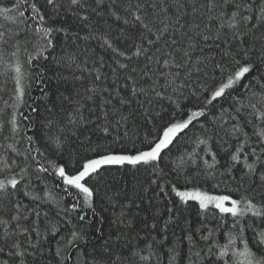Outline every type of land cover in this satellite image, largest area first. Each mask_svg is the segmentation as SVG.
<instances>
[{
    "label": "snow or ice",
    "instance_id": "1",
    "mask_svg": "<svg viewBox=\"0 0 264 264\" xmlns=\"http://www.w3.org/2000/svg\"><path fill=\"white\" fill-rule=\"evenodd\" d=\"M0 102V264H89L102 189L130 245L104 264H161L175 228L168 264H264V0H0ZM120 169L148 174L123 202Z\"/></svg>",
    "mask_w": 264,
    "mask_h": 264
},
{
    "label": "trees",
    "instance_id": "2",
    "mask_svg": "<svg viewBox=\"0 0 264 264\" xmlns=\"http://www.w3.org/2000/svg\"><path fill=\"white\" fill-rule=\"evenodd\" d=\"M41 3H43V0H41ZM60 51L59 48L56 49V52L58 53ZM99 52V49H97ZM46 69H48L46 75L51 77L53 75V72L55 71L54 67L51 65V63L43 65ZM11 87V85H9ZM48 88L53 93V98L57 89V82L53 79L48 81ZM4 98L7 99V94H3ZM41 93L39 91V88L34 84L32 91L30 93L31 99L29 97H26L25 99L28 101V103H32L33 100L37 104L41 105V112H43V106L42 101L37 99L40 97ZM2 104V102H0ZM37 137L39 138L40 131H39V123L37 124ZM183 144V141L181 142ZM181 151L183 148L180 149ZM177 148H173V152L171 154V158L175 159V156L177 155ZM170 158L168 156H165L164 158V164H169ZM162 167L164 165H161ZM165 171H168L166 168ZM147 173H144L143 170L141 172L135 173V179H139L143 182L144 185L147 184ZM172 179H175V177H171ZM133 171L129 169H120V170H113L110 174H108L107 177V184L109 188L111 189V193L119 192L120 196L118 197L120 202L124 201V195L123 193L126 191H130L132 183L135 182ZM182 182V181H181ZM155 191V186H153V190L149 191L147 193H143L144 196L143 202L138 201V203H141V208L136 209L133 207L131 212L129 213L130 216L135 217V227L133 229L132 235L135 236L136 233H139V236L141 237L138 240H134L133 244H138L140 247H144L145 243L151 239L152 236H156L157 240H163L164 233H161L159 229L155 231H149L148 229L144 228L145 224V218H147V222L151 223V211L152 209L149 208V200L152 198L153 193ZM104 196V189L101 190V196L98 198L96 202V212L99 214L97 216H93L92 212L88 211V221H86L82 226L85 229V231L88 233V244L85 246L84 244H81L79 248H73L70 249V253L73 255V259H75L76 255H79L81 252L84 253V259L89 261V264H91V261L93 258H95L100 264H104V261L109 260V257L105 256L103 254V247L106 242L110 243L113 246V252H126V250L130 247L127 241L115 240V235L117 232V228L123 230V225H116L114 221L116 220V217L120 211L118 206H112L107 203L106 200L103 198ZM153 204L157 203V201L153 200ZM161 205V211L166 217V213L164 211V203L165 201L161 200L159 201ZM186 216H189L192 221L193 225H195L196 222V209L193 207L188 212L185 213ZM100 216L104 217V221L101 224L100 223ZM73 222H77L75 219V215H73ZM71 225H67L65 227L64 234H67L68 229H70ZM102 229V231H97V229ZM173 232H175V236L173 235ZM168 236V240L163 242V245H157V250L161 253V264H168L169 261V255L167 252V248L171 246L172 242L176 239V236L180 235V229H170L168 233H166ZM112 236V240L109 241V236ZM186 251V248H185ZM55 264V262H53ZM69 264H73L72 261L69 262ZM153 264H155V259L153 260ZM177 264H183V261H178Z\"/></svg>",
    "mask_w": 264,
    "mask_h": 264
}]
</instances>
